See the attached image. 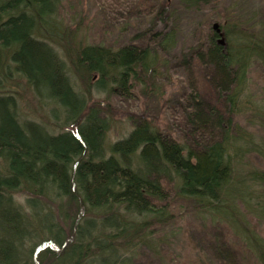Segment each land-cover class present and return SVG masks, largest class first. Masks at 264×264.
<instances>
[{"label":"trees","instance_id":"trees-1","mask_svg":"<svg viewBox=\"0 0 264 264\" xmlns=\"http://www.w3.org/2000/svg\"><path fill=\"white\" fill-rule=\"evenodd\" d=\"M66 1L0 0V75L7 82L17 75L35 95L45 94L48 107L62 109L55 126L64 127L52 133L20 119L15 95L0 94V264H135L157 248L159 229L174 222L177 200L230 227L243 228L238 206L263 215L264 169L246 167L243 159L253 155L264 164V118L249 131L236 116H264V103L246 94L252 61L264 64V35L254 30L264 17L226 8L220 16L225 44L212 29L196 48L188 66L203 68L218 99L203 93V75L190 81L181 100L172 99L173 115L185 124L176 125L179 136L141 116L111 141L110 118L77 82L89 85L86 94L92 87L130 96L141 88L171 102L157 81L176 45L172 11L164 18L166 0L159 6L130 0L150 23L163 20L170 30L149 28L113 47L77 41L84 22L64 28L59 14ZM176 1L191 10L214 0ZM16 193L26 195L25 203ZM246 237L264 261L263 244L247 229Z\"/></svg>","mask_w":264,"mask_h":264},{"label":"rangeland","instance_id":"rangeland-1","mask_svg":"<svg viewBox=\"0 0 264 264\" xmlns=\"http://www.w3.org/2000/svg\"><path fill=\"white\" fill-rule=\"evenodd\" d=\"M112 1L116 4L111 0H68L60 9L59 20L65 24V28L66 26L74 27L82 19L85 30H79L76 34L77 41L81 39L86 43L113 47L131 42L137 32H143L149 28H153L154 31L170 30L166 28L163 20L157 19L154 23H150L151 16L147 12L140 15V9L137 8L136 3L132 4L130 0L123 1L124 4L116 0ZM152 2L157 3V6L163 4V0H152ZM142 6L144 8V5ZM180 6L183 5L180 3ZM180 6L176 0H166L167 12L164 18L168 17L172 11L171 25L178 33L176 45L165 55V66L160 71L163 76L157 81V85L165 86L164 88L167 89L165 96H170L171 102L169 100L164 102L160 96L156 97L152 93H143L141 88L130 91V96L122 94L121 91L103 92L92 87L86 94L85 91L89 85L84 84V86L77 82L79 90L85 93L86 98L97 101L98 107L110 118L109 139L111 141L124 137L130 129L131 119L141 116H148L160 126H170L173 136H179L180 130L176 129V125L182 128L185 124L179 120L180 116L173 115L178 111L172 99L181 100L183 93L188 92V88L186 90L184 88L186 85L190 86V81L191 83L194 80L200 82V75H203L206 77L201 83L203 93L212 100L218 99V95L216 93L215 95L208 87L210 78L206 76L205 71L200 70L203 68L188 66L187 61L194 60L196 56V48L205 46L215 23L222 30L220 16L224 14L226 8L235 6L238 11L264 17V0H214L209 6L191 10ZM245 17H248V14ZM254 30H261L263 32L261 35H264V25ZM66 31L72 34L75 30ZM225 31L222 30L224 44L227 38ZM148 38L151 40V34ZM150 40L145 38L141 42H150ZM189 57L191 58L187 59ZM3 77L1 74L0 94L6 95L7 92H12L15 95L20 119L43 123L47 131L52 133H58L64 128L59 127L60 125L55 126L53 122L55 114H61L62 109L57 105H52V108L48 107L49 102L45 94L35 95L27 87V83L19 79L17 75L8 82ZM248 78L249 86L247 85L246 94L255 96V99L264 103V64L262 61L256 59L252 61ZM181 83H183L182 86ZM169 106H174V110L172 111V107ZM259 109L264 112V107ZM250 113L253 112L250 111ZM250 113L236 116V118L240 119V125L245 129L254 131L253 127L264 116L263 114L257 115L256 118L254 117L256 115L252 116ZM243 162L246 163V167L264 169L263 159L259 157L246 156ZM14 198L19 203H25L26 195L16 193ZM176 203L174 222L169 227L159 229L161 239L156 245L157 248L141 253L135 264H264L262 257L259 258L256 255L253 245L246 237L247 229V234L250 232L256 236L264 248V214L255 213L243 205L238 206L237 212L240 215H237V218L241 219L240 225L243 228H237L236 225L230 227L225 219L213 220L206 216V213L202 215L193 202L177 200ZM256 210L261 211L260 208ZM162 236H165L164 240Z\"/></svg>","mask_w":264,"mask_h":264},{"label":"water","instance_id":"water-1","mask_svg":"<svg viewBox=\"0 0 264 264\" xmlns=\"http://www.w3.org/2000/svg\"><path fill=\"white\" fill-rule=\"evenodd\" d=\"M213 27H214V29H215V30H216V31H217V32L223 37V33H222V31L220 30L219 25H218L217 23H215ZM220 43H221V44H224L223 38L220 39Z\"/></svg>","mask_w":264,"mask_h":264}]
</instances>
